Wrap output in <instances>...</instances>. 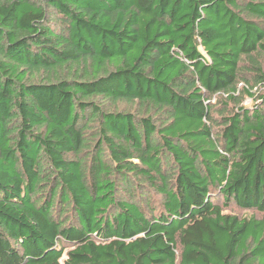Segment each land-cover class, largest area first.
<instances>
[{
	"label": "trees",
	"instance_id": "trees-1",
	"mask_svg": "<svg viewBox=\"0 0 264 264\" xmlns=\"http://www.w3.org/2000/svg\"><path fill=\"white\" fill-rule=\"evenodd\" d=\"M0 264H264V0H0Z\"/></svg>",
	"mask_w": 264,
	"mask_h": 264
},
{
	"label": "rangeland",
	"instance_id": "rangeland-1",
	"mask_svg": "<svg viewBox=\"0 0 264 264\" xmlns=\"http://www.w3.org/2000/svg\"><path fill=\"white\" fill-rule=\"evenodd\" d=\"M211 102L215 103L216 100L213 98ZM243 102L244 103L242 105L250 106V99H245ZM116 109L124 111V112H128V113L133 114L135 116H139V114H140L139 111L137 110L136 106L134 104H131V103H120V104L117 105ZM226 211L231 213L232 215H237V216H245V215H250V214H256V216L260 217V215H258L254 211H241V210L236 209L234 206H230V208H228ZM65 258L66 257L63 256L62 261Z\"/></svg>",
	"mask_w": 264,
	"mask_h": 264
}]
</instances>
